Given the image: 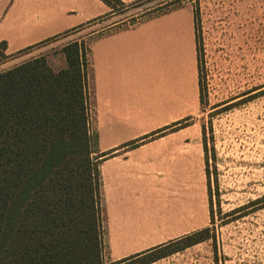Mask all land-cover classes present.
Wrapping results in <instances>:
<instances>
[{
    "label": "crops",
    "instance_id": "0c3cea01",
    "mask_svg": "<svg viewBox=\"0 0 264 264\" xmlns=\"http://www.w3.org/2000/svg\"><path fill=\"white\" fill-rule=\"evenodd\" d=\"M112 10L102 0H0V43L13 55L104 22ZM89 46L104 258L113 263L196 231L195 189L203 195L206 174L202 131L191 121L201 105L195 17L174 10L136 26L122 20L93 33ZM188 117V125L140 141ZM199 207L206 217L207 206Z\"/></svg>",
    "mask_w": 264,
    "mask_h": 264
},
{
    "label": "trees",
    "instance_id": "16d2710c",
    "mask_svg": "<svg viewBox=\"0 0 264 264\" xmlns=\"http://www.w3.org/2000/svg\"><path fill=\"white\" fill-rule=\"evenodd\" d=\"M102 1L118 13V5L129 8L144 0ZM5 50L3 41L0 57L7 56ZM63 52L66 66L58 71L39 56L0 72V264H127L161 252L135 262L147 264L206 240L204 228L128 259L106 262L100 160L93 157L97 139L91 128V48L84 40H73ZM189 120H179L140 141L175 131ZM202 133L210 180L205 127ZM181 241L188 242L168 251Z\"/></svg>",
    "mask_w": 264,
    "mask_h": 264
},
{
    "label": "rangeland",
    "instance_id": "374dc122",
    "mask_svg": "<svg viewBox=\"0 0 264 264\" xmlns=\"http://www.w3.org/2000/svg\"><path fill=\"white\" fill-rule=\"evenodd\" d=\"M116 9L104 22L82 24L0 57V72L39 56L58 71L66 66L63 47L73 40L89 44L97 30L122 20L136 26L170 11H192L201 105L191 121L201 131L205 127L210 165L209 180L204 152L206 187L203 195L195 189V228H207V239L186 248L188 241L177 242L168 251L183 249L154 264H264V0H144ZM93 157L98 161L100 154ZM168 225L164 220L163 228Z\"/></svg>",
    "mask_w": 264,
    "mask_h": 264
}]
</instances>
